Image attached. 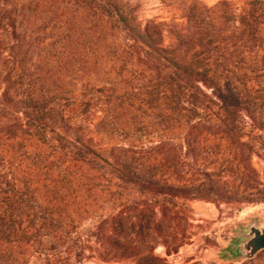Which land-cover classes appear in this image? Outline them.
Segmentation results:
<instances>
[{"label": "trees", "instance_id": "16d2710c", "mask_svg": "<svg viewBox=\"0 0 264 264\" xmlns=\"http://www.w3.org/2000/svg\"><path fill=\"white\" fill-rule=\"evenodd\" d=\"M159 1L0 0V264H163L193 202L264 203V0Z\"/></svg>", "mask_w": 264, "mask_h": 264}, {"label": "rangeland", "instance_id": "374dc122", "mask_svg": "<svg viewBox=\"0 0 264 264\" xmlns=\"http://www.w3.org/2000/svg\"><path fill=\"white\" fill-rule=\"evenodd\" d=\"M144 19H168L171 15L162 6L156 17ZM254 166L259 171V176L264 180V163L257 158L253 160ZM264 210L262 204H248L239 207L222 205L216 207L211 203L195 201L191 204V218L194 224L196 237L189 244L182 246L174 255L164 256L163 248L159 247L157 252L164 258L163 264H264V250L258 252L250 259H241L226 263V260L214 254V247L226 244L229 237H235L238 233L233 230L238 224H246L255 216H259ZM89 246H93L89 243ZM214 254V255H213ZM235 257V256H232ZM230 258V257H229ZM72 264H80L72 258ZM81 264H132L128 260L105 263L94 257L85 260Z\"/></svg>", "mask_w": 264, "mask_h": 264}, {"label": "water", "instance_id": "95a60500", "mask_svg": "<svg viewBox=\"0 0 264 264\" xmlns=\"http://www.w3.org/2000/svg\"><path fill=\"white\" fill-rule=\"evenodd\" d=\"M233 231L247 239L245 244L250 242L249 248H243L249 255L254 256L264 250V210L246 224H238ZM239 258L240 256H231L226 263L237 261Z\"/></svg>", "mask_w": 264, "mask_h": 264}, {"label": "flooded vegetation", "instance_id": "af4514ba", "mask_svg": "<svg viewBox=\"0 0 264 264\" xmlns=\"http://www.w3.org/2000/svg\"><path fill=\"white\" fill-rule=\"evenodd\" d=\"M246 238L241 235H236L235 237H229V240L226 244H222L221 246L214 247V254L218 256V260L220 258L228 259L231 256H240L241 259H250L256 256L249 255L247 252L244 251L243 248H249L250 242L245 244ZM213 254V255H214Z\"/></svg>", "mask_w": 264, "mask_h": 264}, {"label": "crops", "instance_id": "0c3cea01", "mask_svg": "<svg viewBox=\"0 0 264 264\" xmlns=\"http://www.w3.org/2000/svg\"><path fill=\"white\" fill-rule=\"evenodd\" d=\"M134 2H139L143 6L142 14H144L147 18L156 17L159 13L161 4L159 0H131ZM207 5L211 6L220 0H202Z\"/></svg>", "mask_w": 264, "mask_h": 264}]
</instances>
